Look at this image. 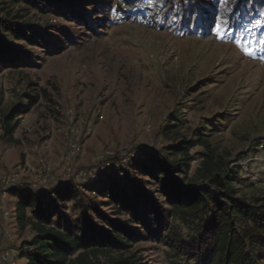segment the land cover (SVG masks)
Returning a JSON list of instances; mask_svg holds the SVG:
<instances>
[{"label": "rangeland", "instance_id": "374dc122", "mask_svg": "<svg viewBox=\"0 0 264 264\" xmlns=\"http://www.w3.org/2000/svg\"><path fill=\"white\" fill-rule=\"evenodd\" d=\"M114 3L121 11L112 8L104 15L109 20L96 33L81 30L74 43H64L57 52L30 48L32 64L0 66V120L27 99L32 85L38 92L29 110L15 118L12 140L0 121V264H25L23 244L30 233L15 219V195L49 197L74 185L111 214L92 185L108 176L124 185L121 168L141 159L144 149L159 152L188 137V127L202 118L212 123L215 115L230 113V125L219 128L216 139L220 148L234 153H246L252 139L264 137V49L256 38L264 29V9L243 13L232 28L217 23L218 36L216 30L180 32L186 24L176 14V0L173 7L168 0ZM176 114L185 121L176 122ZM173 123L177 128L169 127ZM198 150L192 148L190 155ZM257 159L258 168L248 170L247 163ZM240 164L243 178L264 195L259 174L264 152ZM196 165L193 159L191 168ZM64 211L76 213L70 202ZM139 245L162 254L149 242ZM154 257V264H171Z\"/></svg>", "mask_w": 264, "mask_h": 264}, {"label": "trees", "instance_id": "16d2710c", "mask_svg": "<svg viewBox=\"0 0 264 264\" xmlns=\"http://www.w3.org/2000/svg\"><path fill=\"white\" fill-rule=\"evenodd\" d=\"M174 1L168 0L172 7ZM175 6L186 24L178 30L203 35L215 31L217 23L232 28L243 13L264 9V0H176ZM112 8L121 11L112 0L0 1V66L32 64L35 54L30 48L57 52L64 43H74L81 30L96 33ZM256 38L264 49V29ZM30 91L27 99L2 113L9 141L15 118L37 100L35 85ZM215 116L212 123L202 118L188 127V137L159 152L142 150L141 159L121 168L124 185L109 176L96 181L92 190L106 198L112 215L74 185L52 191L49 204L46 194L15 195V219L30 233L23 244L25 264H154V255L171 264H264V195L243 178L240 164L264 152V137L252 139L246 153L220 148L216 135L230 125V113ZM179 117L174 120L185 121ZM195 147L197 154L190 155ZM193 159L197 165L192 169ZM259 165L257 159L247 168ZM259 174L264 180V169ZM68 202L73 216L64 211ZM140 242H149L162 254L135 246ZM146 253L149 262L144 261Z\"/></svg>", "mask_w": 264, "mask_h": 264}, {"label": "snow or ice", "instance_id": "6c2138e0", "mask_svg": "<svg viewBox=\"0 0 264 264\" xmlns=\"http://www.w3.org/2000/svg\"><path fill=\"white\" fill-rule=\"evenodd\" d=\"M221 32H222L221 28L219 26H217L216 34L219 36V35H221Z\"/></svg>", "mask_w": 264, "mask_h": 264}]
</instances>
